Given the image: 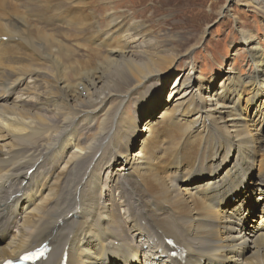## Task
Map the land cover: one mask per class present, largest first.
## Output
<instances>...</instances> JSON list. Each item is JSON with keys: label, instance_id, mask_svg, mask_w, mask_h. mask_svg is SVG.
Here are the masks:
<instances>
[{"label": "bare ground", "instance_id": "bare-ground-1", "mask_svg": "<svg viewBox=\"0 0 264 264\" xmlns=\"http://www.w3.org/2000/svg\"><path fill=\"white\" fill-rule=\"evenodd\" d=\"M43 3L59 10L50 6L51 21L65 16L66 0ZM245 4L264 13V0ZM41 5L0 0V18L9 20L0 25V84L2 96L10 95L0 99V264L43 243L52 251L38 264H61L65 253L67 264H182L183 258L185 264H264V69H258L264 54L251 51L259 60L255 77L230 80L216 100L195 98L186 109V101L169 96L163 113L144 124L147 136L132 154L139 115L156 114L167 75L193 48L170 56L114 48L124 42L127 21H118L125 17L107 31L87 19L83 25L96 28L90 38L106 55L95 71L63 72V46L35 51L36 14H51ZM48 82L56 83L59 102L35 98L32 88ZM184 86L191 89L182 78L173 93ZM17 90L19 98L9 101ZM138 97L129 117L126 107ZM193 112L209 124V139L196 130L200 122L190 129L181 118ZM123 209L134 215L131 225ZM179 251L183 257L173 258Z\"/></svg>", "mask_w": 264, "mask_h": 264}, {"label": "rangeland", "instance_id": "rangeland-1", "mask_svg": "<svg viewBox=\"0 0 264 264\" xmlns=\"http://www.w3.org/2000/svg\"><path fill=\"white\" fill-rule=\"evenodd\" d=\"M43 1L46 2V0H41L44 6L41 5V9L51 14L49 13L50 19L48 17V19L46 17L44 19L43 13L36 14L37 20L41 19L38 21L40 30L32 31L34 44L37 47L35 51L46 52L47 48L56 49L63 46V72L68 68H74L75 73L85 69L95 71L106 55L102 51L103 48L98 49L99 40L96 42L97 40L90 38L92 32L96 34V28L83 25L82 20L87 23V19L97 22V28L107 31L108 26L114 23L113 19L125 17L118 21L121 23L127 21L125 29L120 32V39L124 42L121 45H113L114 48L131 47L137 53L157 54L162 52L167 56H170L172 52L175 55L183 54L186 50L193 48L190 55L182 56L167 75V84L163 85L161 89V103L155 109L156 114L143 112L139 115L138 131L141 134H136L134 141L130 144L132 154L139 152L142 141L147 136L142 133L144 124L164 111V107L168 105L169 96L176 104L186 101L181 105L182 107L186 106V109L195 98V101L199 98L214 99V95H219L221 87L227 85L230 80L254 78L257 70L254 64L259 60L253 58L254 54L251 51L258 50V54H264V13L253 6L246 5L245 0H78L77 5L71 0L73 7L70 0H66L67 4L62 3L60 10L66 17L62 16L63 19H54L53 21H51V15L59 10L56 6L48 5ZM50 6L56 8V11L54 12ZM79 16L81 18H78ZM73 18H76L75 22L79 19V25L78 21L75 23ZM72 20L74 25H71ZM2 21L9 24V20L5 17L0 18V25H7ZM131 24H137L141 28L136 30ZM71 27L73 29H67ZM6 41L7 39H4V42ZM258 69H264V63ZM63 72L61 76H64ZM259 74V76H263L262 73ZM182 78L191 89L184 86L179 93H173L179 89V81ZM26 81L31 80L27 78ZM0 85V99L5 102V99H8L10 95L7 91V94L2 96L4 86ZM79 91L82 92V88ZM32 92L37 94L35 98L38 100L52 95L55 103L59 102L55 82L44 83L39 87L35 86L32 88ZM19 95L17 90L9 101L19 98ZM81 96L85 98V92ZM140 99L141 97H138L134 104L127 105L129 117L130 115L134 116V112L136 113L135 110L141 104ZM33 103V101L30 102V105ZM202 117L203 114L193 112L187 116L182 115L181 118H184L186 125L193 129L192 122H200ZM207 125L209 126L208 123ZM208 126L206 127L201 122L195 126L198 132L201 131L205 140L209 139L210 135ZM196 130L194 131L196 132ZM213 137H210V141L213 140ZM122 146H126V143L125 145L123 143ZM122 163L117 162L112 171L115 172L118 167L122 166ZM164 163L169 164V161L164 160ZM258 169L259 167L254 172L255 176L258 175ZM107 174L108 171L103 175L104 181L109 178ZM207 179L204 178V182ZM208 182L207 180L206 183ZM244 188L245 186H243V190ZM231 199L235 200V197ZM221 209L224 210L223 207ZM122 214L127 224L131 225L134 215L129 214L128 218L125 209ZM258 214L255 210H250V215ZM254 220L256 221V219ZM257 221H259L258 216Z\"/></svg>", "mask_w": 264, "mask_h": 264}]
</instances>
